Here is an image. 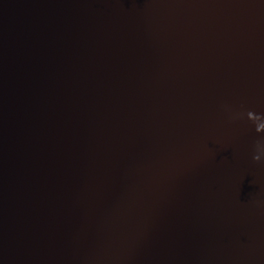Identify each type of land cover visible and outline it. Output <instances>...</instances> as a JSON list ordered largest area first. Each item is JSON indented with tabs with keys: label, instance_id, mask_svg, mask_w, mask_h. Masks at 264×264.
<instances>
[{
	"label": "water",
	"instance_id": "1",
	"mask_svg": "<svg viewBox=\"0 0 264 264\" xmlns=\"http://www.w3.org/2000/svg\"><path fill=\"white\" fill-rule=\"evenodd\" d=\"M257 125L264 0H0V264H264Z\"/></svg>",
	"mask_w": 264,
	"mask_h": 264
},
{
	"label": "clouds",
	"instance_id": "2",
	"mask_svg": "<svg viewBox=\"0 0 264 264\" xmlns=\"http://www.w3.org/2000/svg\"><path fill=\"white\" fill-rule=\"evenodd\" d=\"M256 130L258 132H264V129H262L259 125H257ZM253 159L256 160V161H259L260 160V156L259 155H256V156L253 157Z\"/></svg>",
	"mask_w": 264,
	"mask_h": 264
}]
</instances>
